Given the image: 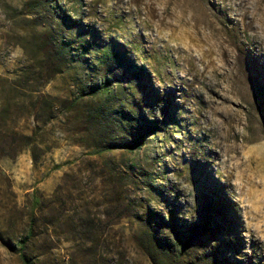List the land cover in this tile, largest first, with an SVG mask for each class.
Instances as JSON below:
<instances>
[{"label": "rangeland", "instance_id": "374dc122", "mask_svg": "<svg viewBox=\"0 0 264 264\" xmlns=\"http://www.w3.org/2000/svg\"><path fill=\"white\" fill-rule=\"evenodd\" d=\"M43 32L62 100L0 154V264L32 220L33 264H264V0H0V74Z\"/></svg>", "mask_w": 264, "mask_h": 264}, {"label": "trees", "instance_id": "16d2710c", "mask_svg": "<svg viewBox=\"0 0 264 264\" xmlns=\"http://www.w3.org/2000/svg\"><path fill=\"white\" fill-rule=\"evenodd\" d=\"M39 57L14 76L0 74V154L15 155L23 148H29L34 159L41 150H48L49 139L43 137L42 125H46L57 116L61 98L42 91L43 85L63 69L68 56V49L57 44L52 33H41L37 41ZM102 87L108 88L107 80ZM32 117L35 125L28 132L16 125L17 117ZM169 116L174 118L171 112ZM42 127V128H41ZM44 130V129H43ZM143 136H138L128 147H138ZM97 151L113 148L120 143H106ZM34 219V217H32ZM34 232V221H31L30 232L19 240L18 248L24 264H33L26 252Z\"/></svg>", "mask_w": 264, "mask_h": 264}]
</instances>
